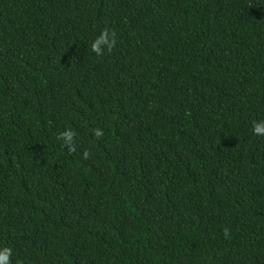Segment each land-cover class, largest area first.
<instances>
[{"label": "trees", "instance_id": "trees-1", "mask_svg": "<svg viewBox=\"0 0 264 264\" xmlns=\"http://www.w3.org/2000/svg\"><path fill=\"white\" fill-rule=\"evenodd\" d=\"M261 120L264 0H0V249L264 264Z\"/></svg>", "mask_w": 264, "mask_h": 264}, {"label": "clouds", "instance_id": "clouds-1", "mask_svg": "<svg viewBox=\"0 0 264 264\" xmlns=\"http://www.w3.org/2000/svg\"><path fill=\"white\" fill-rule=\"evenodd\" d=\"M116 46H117V40H116L115 31L105 28L102 30L101 35L98 38H96L92 43L91 51L95 53L97 56H103L105 55V49L107 50V53L110 54ZM252 131L253 134L257 136H264V120L253 121ZM93 135L97 139H100L103 137L104 132L103 130L97 128L93 130ZM75 136H76L75 132L71 130H67L65 132H61L57 138L65 143L69 151H75V147H74ZM83 155L85 158H88L89 152L85 150ZM224 235L226 238L230 235L228 229H224ZM11 257H12L11 248L4 247L3 249H0V264H12Z\"/></svg>", "mask_w": 264, "mask_h": 264}]
</instances>
